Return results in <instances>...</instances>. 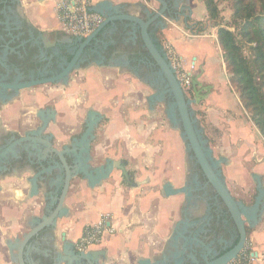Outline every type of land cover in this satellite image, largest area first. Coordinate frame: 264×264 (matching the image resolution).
I'll use <instances>...</instances> for the list:
<instances>
[{
    "label": "crops",
    "instance_id": "crops-1",
    "mask_svg": "<svg viewBox=\"0 0 264 264\" xmlns=\"http://www.w3.org/2000/svg\"><path fill=\"white\" fill-rule=\"evenodd\" d=\"M55 2L17 0L15 10L42 34L44 44L64 50L77 47L76 37L60 30ZM167 2L178 15L153 23L150 38L159 49L165 43L171 45L185 71L193 66L190 77L200 75L198 81L207 87L208 96L192 110L204 113L208 127V135L205 131L204 135L208 142H217L213 151L219 149L227 161V180L247 185L237 164L249 149L256 148L259 134L229 85L216 31L208 27L198 0ZM92 9L104 19L108 15L146 20L158 10V4L153 0H95ZM188 20L204 24V32L192 33ZM70 80L61 84L62 91L40 89L41 85L0 99V264H15L10 248L45 217L41 202L57 194L44 184L61 178L62 170L51 166L52 158L40 162L45 147L39 140L49 141L58 151L73 146L85 130L89 111L101 117L89 145V169L117 161L137 185H126L119 170L94 187L80 175L74 177L65 199L67 217L58 221L53 233L40 232L31 240L25 250L26 263L55 264L57 259V264H65L71 258L62 253L65 244L73 250L83 228L104 215L111 217L112 226L123 230L104 235L99 246L87 251L103 253L100 258L105 264H137L162 252L171 238L181 195L167 196L163 189L166 184L179 189L184 173L172 129L165 128L159 110L145 108L144 98L128 76L81 75L77 83ZM44 121L46 128L41 130ZM67 156L71 164L72 155ZM261 229L263 236L256 232ZM251 240L255 243L252 253L258 258L246 264H264L259 259L264 255V224L253 231Z\"/></svg>",
    "mask_w": 264,
    "mask_h": 264
},
{
    "label": "water",
    "instance_id": "water-1",
    "mask_svg": "<svg viewBox=\"0 0 264 264\" xmlns=\"http://www.w3.org/2000/svg\"><path fill=\"white\" fill-rule=\"evenodd\" d=\"M158 4V10L148 19L142 20L131 16H106L103 22L85 38L77 37L76 51L72 60L67 63L61 74L53 78L31 80L21 84H5L0 82V99L4 100L5 92L11 91L12 96L18 95L20 91L46 84H67L69 79L81 75L96 76H128L138 88L144 98L145 108L159 110L165 128H171L182 155L185 159L186 150L190 151L199 165L207 184L214 190L216 196L225 205L231 219L234 221L240 233L238 244L225 252L222 256L212 260L214 254L210 248L214 247V237L206 227H200L197 238L188 242V224L180 219L181 208L171 235L170 240L164 245L163 251L150 256L147 260H139L137 264H228L237 259L245 242L244 222L255 219L257 208L253 209L252 217H249L251 209L242 203L233 200L218 170L219 161L212 158V150L207 147L208 140L203 135V129L195 118L192 107L198 105L208 96L207 87H203L198 81L200 75L190 77L189 94L185 93L175 75L174 69L167 61L162 49L157 48L149 35V27L165 17H174L178 12L170 9L167 0H153ZM91 11L95 12L92 9ZM97 13V12H95ZM99 14V13H97ZM100 15V14H99ZM103 17V16H102ZM45 41V39H44ZM50 48L54 45L45 44ZM69 48L65 49L69 52ZM73 72V73H72ZM205 92V95H202ZM172 98L173 103L163 110V96ZM85 130L78 139H74V145L65 147L60 151L51 148V143L40 139L45 150L42 163L45 159L52 158L51 166L61 168V178H51L44 186L45 189L57 194L49 195L47 200L41 202V210L45 217L31 228L22 239L10 249L14 250V263L27 264L25 261V250L31 240L40 232H54L59 220L65 219L68 209L65 207V199L70 188L71 180L80 175L92 187L107 180L113 170L124 172L120 162L107 161L105 165L89 169V145L94 139L95 129L101 117L92 111L87 113ZM178 122L181 127L178 126ZM47 122H43L41 130L46 128ZM72 155V163L68 164L67 155ZM184 173L178 185L179 189H172L166 184L164 194L167 196L181 195V205L185 199L183 181ZM243 217L241 219L240 214ZM244 220V221H243ZM214 250V249H213ZM204 252V253H203ZM212 252V253H211ZM66 259L65 264H105L95 261L99 257L104 258L103 253L85 252L76 254L71 245L65 244L62 251ZM257 253L253 257L257 258ZM96 259H95V258ZM55 264L58 260L55 259Z\"/></svg>",
    "mask_w": 264,
    "mask_h": 264
},
{
    "label": "flooded vegetation",
    "instance_id": "flooded-vegetation-1",
    "mask_svg": "<svg viewBox=\"0 0 264 264\" xmlns=\"http://www.w3.org/2000/svg\"><path fill=\"white\" fill-rule=\"evenodd\" d=\"M16 5L17 0H0V82L13 85L58 76L72 60L76 47H69V52H66L62 46L46 47L42 34L26 18L16 12ZM34 48L35 53L30 55V50ZM32 62L35 65L34 69L29 68ZM4 95L5 99H8L13 93L7 91ZM172 103L171 97L163 96L164 111ZM178 126L181 127L179 122ZM206 146L212 150L209 142ZM212 158L219 161L217 169L221 170V177L233 200L251 209L249 217H252L253 209L257 208L255 219L251 218L249 222H244L245 242L241 254L251 241L253 231L264 224V155L256 149L247 151L239 163L241 166L237 169L245 175L247 185L234 181L236 183L233 187L230 186L223 170L227 167V161L223 160L220 155L213 156V150ZM183 165L185 174L182 188L185 199L181 205L182 213L179 216L183 222L188 224V242L197 238L200 227H208V232L215 240L214 247L210 248L214 253L210 259L214 260L238 244L240 233L225 205L216 196L212 187L207 184L190 151L186 150ZM121 179L128 186L137 185L130 174L125 171L121 172ZM239 214L243 219L240 212ZM73 250L78 254L75 248ZM101 259L95 261L100 263L98 260Z\"/></svg>",
    "mask_w": 264,
    "mask_h": 264
},
{
    "label": "trees",
    "instance_id": "trees-1",
    "mask_svg": "<svg viewBox=\"0 0 264 264\" xmlns=\"http://www.w3.org/2000/svg\"><path fill=\"white\" fill-rule=\"evenodd\" d=\"M198 1L205 9L206 23L217 29L229 85L264 141V0H230L232 14L226 24L220 21L217 0ZM187 22L192 33L204 32V24ZM35 50L31 49L30 55ZM29 68H35L33 62Z\"/></svg>",
    "mask_w": 264,
    "mask_h": 264
},
{
    "label": "built area",
    "instance_id": "built-area-1",
    "mask_svg": "<svg viewBox=\"0 0 264 264\" xmlns=\"http://www.w3.org/2000/svg\"><path fill=\"white\" fill-rule=\"evenodd\" d=\"M94 1L56 0L54 7L61 32L71 37L85 38L95 31L103 22V17L91 11ZM162 50L166 55L167 61L174 69L182 90L189 94L190 72L193 70V66H191L190 71H185L182 60L171 45L165 43L162 46ZM110 219V216L104 215L96 224L84 227L81 235L74 242L76 251L85 253L92 247L99 246L104 235H114L123 231L122 228L112 226ZM259 259L264 261V256L262 255ZM254 260L252 251H247L246 248L236 260L228 264H244Z\"/></svg>",
    "mask_w": 264,
    "mask_h": 264
},
{
    "label": "rangeland",
    "instance_id": "rangeland-1",
    "mask_svg": "<svg viewBox=\"0 0 264 264\" xmlns=\"http://www.w3.org/2000/svg\"><path fill=\"white\" fill-rule=\"evenodd\" d=\"M217 2H218L219 13H220V21H222V24L229 23L230 17H231V14H232L231 1L230 0H217ZM207 25H208L209 28H212V24L211 23H209ZM214 29L217 32V29L216 28H214ZM72 80H74V82H76V83L78 82L77 78L71 79L70 82ZM41 87H40V89H45V90L51 89V90H54V91H57V92L63 90V86H61V84H46V85H43ZM30 89H33V88H30ZM30 89H27V90H30ZM193 108H194V106L192 107V109ZM197 112L199 113V115H197L199 117V120L198 121L202 122V124H203V125H201V126H203V128H202L203 129V133L205 131L207 133V135H208V127H207V125L204 124V121H205L204 117H205V115H204V113L202 111H197ZM247 117L249 119L248 114H247ZM204 137L207 139V137L205 135H204ZM257 137H258L257 138V141L254 144L255 147H256L255 149L257 151H259L261 154L264 155V141L261 140L262 138L260 137V135L257 136ZM209 143H210V145H211L212 148L218 147V145H216L217 144L216 141H212V142H209ZM218 155H220L219 149H214L213 156H218ZM250 165L252 166V164H250ZM237 166L240 167L241 164H237ZM223 170H224V173H225V169H223ZM228 181H229L231 187H233V184L236 183V182H234L232 180H229V179H228ZM256 232L259 233V236H263L262 229L261 230H257ZM254 246H255V243H253V241L251 240L249 242L248 246H247V251H252V249L254 248Z\"/></svg>",
    "mask_w": 264,
    "mask_h": 264
}]
</instances>
